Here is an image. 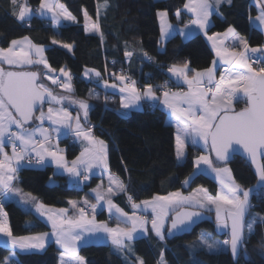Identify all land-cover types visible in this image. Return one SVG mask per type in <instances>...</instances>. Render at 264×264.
<instances>
[{
    "label": "snow or ice",
    "instance_id": "snow-or-ice-1",
    "mask_svg": "<svg viewBox=\"0 0 264 264\" xmlns=\"http://www.w3.org/2000/svg\"><path fill=\"white\" fill-rule=\"evenodd\" d=\"M11 3L15 6L13 15L17 21L28 26L36 15L47 17L50 14L51 22L56 26L61 24V19L75 21V17L58 0H40L35 12L28 0H11ZM231 3L232 0H186L183 8L192 18L181 29L173 27L167 11L158 12L162 46L177 31L186 40L201 32L211 42L216 59H213L210 67L196 70L189 67L190 61H184L182 66L174 64L168 68L178 82L187 85V91H172L167 82L156 86L155 90L153 85L146 84L142 90L137 87L135 80L123 73H113L119 85L104 81L105 88H118L124 109L139 107L141 100H150L158 101L169 111L175 121L178 161H183L189 142L193 146L202 142L206 151L195 158L194 166L200 173L209 171L215 175L220 184L215 196L209 194L207 188L200 187L189 195L176 191L136 203L128 194L124 182L111 173L107 162V144L93 134L94 126L88 124L91 106L72 96L55 95L53 89L44 83V80H50L58 88L72 93L70 71L59 69L60 76L66 78L63 81L60 76L51 75L56 70L49 65L44 48L32 43L27 36L12 39L7 47H0V234L8 238L7 242H10L13 250L42 251L47 243L54 242L62 250L59 264H86L85 257L80 255V248L92 239L106 238L117 250L131 252V242L137 238V234L146 236L149 224L155 236L163 241L166 224L170 223L167 235H173L185 231L195 222L194 218L200 216L198 211L187 209L211 211L214 208L217 228L227 230L229 235L223 241V246L230 249L234 258L238 256L246 240L245 229L249 235L253 234L256 223L255 217L245 223L246 215L252 208L250 197L253 194L264 195V45L251 47L248 40L241 37L232 26L224 32L208 34L212 27V15L219 14L222 4ZM84 15L86 21L91 19L87 12ZM180 15L178 9L177 19ZM256 20L264 25V9ZM87 31L99 33V24L92 23ZM100 35L103 36L102 33ZM229 40L231 44H226ZM52 43L56 44L57 41L53 40ZM62 46L72 50L71 45ZM124 55L130 60L134 52L126 49ZM143 55L149 60L153 59L146 52ZM221 64L228 67L223 68V74L217 79L216 69ZM40 65L47 71L16 70ZM93 72L96 77H100V73L95 70H86L84 75L89 76ZM157 91L161 93L160 96ZM241 102L245 107L237 111L235 105ZM66 103L77 107L75 116L65 106ZM33 121L37 123L33 125ZM46 122L49 125L47 127ZM69 135L82 146L80 154L70 162L58 142L62 136L67 138ZM9 146L11 154L5 150ZM237 150H242L255 166L258 181L254 189L243 188L236 182L230 168L216 167L210 158V153H214L216 161L227 162ZM22 161L28 165L34 163L41 166H45L47 161L54 164L57 169L55 174L66 173L76 184L89 181L95 174L93 170L99 169L101 175L107 177L108 188L102 191V185H98L92 192L98 203L103 202L100 204L101 209L106 206L116 226L98 222L97 205H89L87 200L81 204L69 201L76 212L70 216L68 209L50 208L28 193L26 196L34 202L35 211L50 222L51 234L13 235L3 208L8 193L19 195L21 192L14 181L18 179V170L24 166ZM191 179L186 178L184 184L188 185ZM120 193L127 196L133 209L131 214L114 203L112 197ZM86 208H90V211H86ZM260 219L264 221V217ZM199 243L210 251H220L219 242L210 241L204 235L199 238ZM261 246L264 247V244ZM12 255L15 256V251ZM4 264H10L8 258H5ZM137 264L145 262L137 257ZM158 264H166L163 253Z\"/></svg>",
    "mask_w": 264,
    "mask_h": 264
},
{
    "label": "trees",
    "instance_id": "trees-1",
    "mask_svg": "<svg viewBox=\"0 0 264 264\" xmlns=\"http://www.w3.org/2000/svg\"><path fill=\"white\" fill-rule=\"evenodd\" d=\"M59 2L75 17L76 24L56 27L50 20L36 15L28 26L18 22L13 15L15 6L11 0H0V47H7L12 39L27 36L34 44L46 49L47 61L55 72H59L60 68L70 71L73 76L72 93L50 84L48 80H44V83L53 89L55 95L72 96L91 106L88 124L94 126L95 136L108 144L111 173L124 182L128 194L136 203L155 195H167L176 191L187 194L200 187L207 188L209 194L215 196L218 184L206 174H196L190 185L185 186L184 180L195 172V158L203 151L199 147L188 146L185 162L179 164L175 127L167 123V113L163 109L153 110L151 105L145 104L141 110L125 112L118 93L104 87V81L110 85L119 84L113 73H123L135 80L139 88L151 84L155 89L167 82L171 90H185L187 85L174 80L168 71L170 66H182L184 61H190L189 67L196 70L211 66L215 55L202 34L188 40H183L176 34L166 42L164 50L161 49L158 12L167 11L172 25L183 27L192 18L183 8L186 0ZM28 3L36 11L40 0H28ZM178 9L181 11L179 19L176 17ZM85 12L91 21L99 24V34L87 33ZM255 15L257 10L253 0H232L231 5H223L219 14L213 15L212 27L208 33L212 35L224 32L232 26L241 37L248 40L251 47L264 45V33L251 23V18ZM100 33L103 34L102 37ZM53 40L57 43L53 44ZM57 44L71 45L73 50L69 52ZM126 49L134 52L130 60L124 55ZM145 52L153 59L149 60L143 55ZM86 70L98 71L100 77L94 74L91 80H85L83 75ZM90 93L93 95L90 96ZM95 96L98 98H94ZM65 106L74 114L78 111L76 106H68L67 103ZM244 107L242 102L235 105L237 111ZM60 145L66 149L69 161L80 154L79 144L63 140ZM211 159L216 167L230 168L236 182L243 188L248 189L257 184L253 169L245 160L235 157L230 163H221L212 155ZM18 178L17 184L23 193H31L50 206L68 208V202L61 196V191L66 189L65 178L56 176L52 167H24ZM52 180L56 184H51ZM94 186L95 181L83 189L84 193L88 194V190ZM115 202L124 211L131 212L126 195H121ZM3 209L15 236L50 231V227L41 218L25 211L16 203L6 204ZM196 210L204 212L211 221L202 223L191 235L168 238L167 226L163 241L154 236L135 241L132 245V257L122 256L107 245L82 247L80 255L85 257L87 264H137V257L143 259L145 264H158L161 253L166 264H264V247L261 246L264 244V221L260 219L264 217V195L254 194L247 221L248 223L253 217L256 218L254 232L249 235L246 230V240L236 263L230 256L229 248L210 251L198 243L201 235L216 241H224L229 236L228 233L219 234L216 231L214 210ZM99 219H105L104 215ZM60 252V249L51 245L43 252L18 253L12 264H59ZM10 254L9 248L0 245V264H4L5 258Z\"/></svg>",
    "mask_w": 264,
    "mask_h": 264
},
{
    "label": "crops",
    "instance_id": "crops-1",
    "mask_svg": "<svg viewBox=\"0 0 264 264\" xmlns=\"http://www.w3.org/2000/svg\"><path fill=\"white\" fill-rule=\"evenodd\" d=\"M156 1H158V0H156ZM58 2H59V0H58ZM257 2L259 3V4H261L262 5V7L264 8V0H253V4H254V6L256 7V5H257ZM60 3V2H59ZM61 4V3H60ZM63 5V4H62ZM223 5H225V4H222L221 6H220V8L223 6ZM65 7V6H64ZM65 9H66V7H65ZM67 10V9H66ZM256 10H257V13L259 12L258 11V9H257V7H256ZM34 11V10H33ZM184 11L189 15V16H191V14L190 13H188L187 12V10L186 9H184ZM35 12V11H34ZM67 12H68V10H67ZM69 13V12H68ZM213 15H215V14H213ZM212 15V16H213ZM40 17V16H39ZM159 17V16H158ZM192 17V16H191ZM40 18H44V19H47V20H50L51 21V16H50V14L47 16V17H40ZM169 20V19H168ZM91 20H87V21H85V25H86V30H87V24L90 22ZM212 19L210 18V23L212 24ZM160 23V22H159ZM251 23H252V25L254 26V25H258V24H256L254 21H251ZM74 24H76V20L75 21H70V20H63V19H61V24L59 25V26H56V25H54V26H56V27H63V26H67V25H74ZM259 26V25H258ZM256 27V28H258V29H260L263 33H264V30L262 29V28H259V27ZM173 27L174 28H177V29H181V28H183V27H176V26H174L173 25ZM255 27V26H254ZM209 31V30H208ZM87 33H89V34H99V33H97V32H90V31H87ZM176 34H178L179 35V32L177 31V33H175L174 34V36L176 35ZM198 34H202L203 35V33H201V32H197V34L196 35H198ZM209 34V33H208ZM195 35V36H196ZM210 35V34H209ZM181 36V35H180ZM194 37V36H193ZM205 38H206V40H207V42L209 43L210 41L207 39V37L206 36H204ZM181 38L183 39V40H186L183 36H181ZM188 40V39H187ZM230 41V40H229ZM33 43V42H32ZM231 43V42H230ZM44 48V47H43ZM44 55H45V57H46V54H45V52H46V49L44 48ZM214 53V52H213ZM47 59V58H46ZM215 59H216V56H215ZM6 68H7V66H5ZM224 67H228L227 65H223V64H221V65H219L218 67H217V69H216V77H217V79L219 78V76L221 75V74H223V68ZM16 70H38V71H40L41 73H44L45 71H47V69H45L44 67H43V65H40V66H38V67H33V68H31V69H29V68H27V67H25L24 69H16ZM85 73V72H84ZM51 75H53V76H60V74H59V72H52L51 73ZM93 75H94V73H90V75L89 76H85V75H83V77H84V79L85 80H91L92 79V77H93ZM71 77H72V80H71V84H72V87H73V76L71 75ZM173 78H174V80L177 82V83H179V84H182V82H178L177 81V78L176 77H174V76H172ZM66 78L65 77H63V76H60V80L61 81H63V80H65ZM49 81V83L50 84H52V82L50 81V80H48ZM47 85V84H46ZM53 85V84H52ZM117 85H119V84H117ZM54 86H56V85H54ZM108 89L109 90H111L112 92H116V93H118V95H119V98H120V103H121V93L119 92V90H118V88L117 89H113V88H111V87H108ZM142 90H143V88H141ZM155 90V89H154ZM172 91H187V88L185 89V90H182V89H173ZM158 95V94H157ZM159 96V95H158ZM145 104H149V105H155V104H157V105H159V107L161 108V109H163L166 113H167V123L168 124H171V125H175V121H174V118L170 115V113H169V111L167 110V109H165L164 107H163V105L162 104H160L158 101H150V100H141L140 101V103H139V107H133V108H130V109H124V108H122L125 112H128V111H135V110H141V109H143L144 108V106H145ZM122 107V106H121ZM45 110H46V108H45ZM69 111L70 112H72L71 111V109L69 108ZM72 114H73V116H75L76 114H74L73 112H72ZM83 122V121H82ZM37 123V122H36ZM34 125V124H33ZM33 125H30L29 127H32ZM45 126L47 127V126H49L48 125V123L46 122V124H45ZM175 127V126H174ZM94 134V133H93ZM95 135V134H94ZM175 136H176V128H175ZM63 140H68V141H70V143H76V144H79L80 145V148H81V150H82V146H81V144L79 143V142H75V138L74 137H72V136H67V138H65V137H61L60 139H59V147H60V149H63L64 150V155L66 156V149L65 148H63V147H61V145H60V143L63 141ZM56 141H54V143H55ZM106 143V142H105ZM107 144V143H106ZM188 146H193L190 142L188 143ZM196 147H199L203 152H202V154H205V149H204V147L202 146V143H199V144H197V145H195ZM175 147H176V141H175ZM107 148H108V153H109V146H108V144H107ZM188 148V147H187ZM6 151H8L9 152V154H11V147L9 146V147H6V149H5ZM202 154H200V155H202ZM185 155H187V153L185 152ZM184 155V156H185ZM198 157V156H197ZM210 158H211V153H210ZM68 160V159H67ZM69 161V160H68ZM70 162V161H69ZM108 162V161H107ZM178 162H180V161H178ZM22 164H23V161L21 162ZM43 168L44 167H52L53 169H54V172L55 173H57V169L55 168V166H54V164H51V163H48L47 161H46V165L45 166H42ZM202 167H204V166H202ZM24 167H21L19 170H18V173H17V175L19 174V172L23 169ZM94 171V175H92L91 176V178H90V180L89 181H87V182H82V183H80V184H76V183H74L71 179H70V177L65 173V174H63V175H58V174H55L56 176H61V177H63V178H65V181H66V189H64V190H62L61 191V196L68 202V208H66V209H68L69 210V215L70 216H72V215H75L76 214V212H75V210L74 209H72V207H71V205L69 204V201H76L78 204H81L83 201H85V200H87L88 201V204L89 205H92V204H96L97 205V209H96V220L98 221V222H107L108 224H109V226L110 227H115L116 226V223H115V221H113V222H109L107 219H108V216H109V213H108V211H107V208H106V206L103 208V210L101 209V207H100V204H102L103 202H97V200H96V198H95V194L92 192V189H95V188H97V186L98 185H102V191H106L107 190V188H108V181H107V177L106 176H102L101 175V171L99 170V169H94L93 170ZM195 173H197V174H199L200 172H199V170H197L196 168H195ZM203 174H206V175H208L209 177H211L212 179H214L216 182H217V184H219V181L215 178V175L213 174V173H211V172H209V171H205V172H203ZM52 181H54V180H52ZM93 181H95V186L94 187H92L91 189H89L88 190V194H85L84 193V188L86 187V186H89V185H91L92 184V182ZM18 181L17 180H15L14 181V184L16 185V187H18L19 188V186H18ZM51 184H56L55 183V181H54V183H51ZM219 187H220V184H219ZM124 193H120L119 195H114L113 197H112V199H113V201H114V203H116L115 201H116V199L117 198H119L121 195H123ZM184 194V193H183ZM7 196H8V199L7 200H5L4 201V205H6V204H9V203H16V204H18L19 206H21L25 211H27V212H32V213H34L36 216H38L39 218H41L49 227H50V231L49 232H47V233H49V234H51V231H52V229H51V224H50V222H48L47 221V219H46V217H41L36 211H35V208H34V206H33V204H34V202L33 201H31L30 200V198H28L27 196H26V194L25 193H23L22 191L20 192V194L19 195H17V194H15V193H8L7 194ZM27 201V202H26ZM45 205H47V206H49L50 208H53V209H61V208H56V207H53V206H50L49 204H47V203H45V202H43ZM117 204V203H116ZM120 207V206H119ZM130 209H131V212H128L129 214H131L132 213V211H133V209H132V207L130 206ZM104 215V217H105V219H99V217L101 216V215ZM8 218V217H7ZM148 219L150 220L151 219V215L149 214V216H148ZM170 219V218H169ZM9 222V221H8ZM169 224V223H168ZM168 224H166L165 225V229H164V231H165V233H166V229H167V226H168ZM29 226H30V224H29ZM121 226H124V225H121ZM148 227H149V232H148V234L146 235V236H143V237H140V235L139 234H137V238L136 239H134L132 242H131V244H130V247H131V249H132V245L135 243V241H137L138 239H144V238H149V237H151V236H154V237H156L155 236V234L151 231V225L149 224L148 225ZM31 236V235H30ZM157 238V237H156ZM158 239V238H157ZM8 241V238L7 237H5V236H3L2 234H0V245L1 246H4V247H7V248H9L10 250H11V256H12V259H11V262L13 263L15 260H16V257H17V254L18 253H33V252H43V251H45L49 246H51V245H54V246H56L58 249H60V247H59V245H57V244H55L54 242H49V243H47L46 244V247H45V249L44 250H42V251H37V250H28V251H21L20 249H15V250H13L12 249V247H11V244H10V242H7ZM89 245H107V246H110L115 252H117V253H119V254H121L122 256H129V257H132V251L131 252H128L127 250H124V251H120V250H117L116 248H115V246H113L112 244H111V241L110 240H108V239H106V238H100V239H92L91 240V242L90 243H88L87 245H85V246H89ZM85 246H83V247H85ZM82 248V247H81ZM80 248V249H81ZM61 250V249H60ZM13 251H15V256H13L12 255V253H13ZM62 251V250H61ZM86 264H87V261H86Z\"/></svg>",
    "mask_w": 264,
    "mask_h": 264
},
{
    "label": "water",
    "instance_id": "water-1",
    "mask_svg": "<svg viewBox=\"0 0 264 264\" xmlns=\"http://www.w3.org/2000/svg\"><path fill=\"white\" fill-rule=\"evenodd\" d=\"M45 107H47V106H45ZM211 155L215 158V154L214 153H211ZM235 157H239V158L245 160L252 167L254 175H255V177H256V179L258 181V177L256 175L255 166L251 163V161L248 159L247 155L245 153H243L242 150H237L236 152L232 153L231 158L227 162H221V163H230ZM256 185L254 187H251V188L254 189L256 187ZM253 197H254V194L250 197L251 204H252ZM187 210L188 211H198L200 213V216L197 217V218H194L195 222L192 223L185 231L176 232L173 235H167L166 234L168 238H181V237H184V236L191 235L202 223L207 222V221H211L210 217H208L204 212H202L200 210L190 209V208L187 209ZM250 213H251V209H250L249 213L246 215V218H245V223L246 224H247L248 218L250 216ZM169 227H170V223L168 224V229H169ZM168 229H167V232H168ZM245 237H246V229H245ZM241 251H242V248L239 251L238 256L234 258L232 253H231V251H230V249H229V253H230V256H231L233 262L236 263L238 261V259L240 258V255H241Z\"/></svg>",
    "mask_w": 264,
    "mask_h": 264
},
{
    "label": "rangeland",
    "instance_id": "rangeland-1",
    "mask_svg": "<svg viewBox=\"0 0 264 264\" xmlns=\"http://www.w3.org/2000/svg\"><path fill=\"white\" fill-rule=\"evenodd\" d=\"M256 7H257V9H258V13H257V15H255L254 17H252L251 18V21H254L256 24H258L257 26L259 27V28H262L263 30H264V25H261V24H259V22L256 20V17L261 13V10L262 9H264L263 7H262V5L261 4H259L258 2H257V5H256ZM213 17V16H212ZM212 17H211V19H212ZM212 22V21H211ZM92 23H95V22H93V21H90L88 24H87V26H89V25H91ZM255 26V28L257 27L256 25H254ZM231 41H226V44H228V43H230ZM166 44V43H165ZM165 44L162 46L161 45V49L162 50H164V48H165ZM58 46H60V47H62V48H64L63 46H62V44H57ZM209 45H210V47H211V42H209ZM67 51H69L67 48H65ZM211 49H212V47H211ZM72 50H73V48H72ZM72 50L71 51H69V52H72ZM213 51V50H212ZM214 52V51H213ZM214 55H215V53H214ZM253 67H257V66H254L253 65ZM138 87V86H137ZM36 123V121H33V124H35ZM94 132V131H93ZM200 143H202V142H200ZM185 152L187 153V148H186V150H185ZM185 159H186V155L184 156V159H183V161H180L179 162V164H182L183 162H185ZM195 173V172H194ZM197 173H195V174H193L191 177H192V179L194 178V176L196 175ZM208 176V175H207ZM192 179L190 180V182L192 181ZM190 182H189V184L188 185H185L186 187H188L189 185H190ZM198 189V188H197ZM196 190V189H195ZM195 190H193V191H195ZM219 190H220V187H219V184H218V192H219ZM192 191V192H193ZM192 192H189V193H187V194H184V195H189V194H191ZM182 193V192H181ZM183 194V193H182ZM123 195H125V194H123ZM90 209V208H89ZM191 209V208H190ZM212 210H214V208H212ZM215 211V210H214ZM109 222H112V221H110V220H108ZM216 231L219 233V234H224V233H228L227 232V230H221V229H218L217 228V225H216ZM205 236V235H204ZM206 237V236H205ZM207 239H209L210 241H216V240H212V238H209V237H207ZM226 239H228V238H226ZM216 242H219V244H220V249H227L228 247L227 246H223V241H216ZM198 243H199V241H198ZM200 244V243H199ZM201 245V244H200ZM202 246V245H201ZM8 259H9V261H10V264H12V262H11V259H12V256L11 255H9L8 257H7Z\"/></svg>",
    "mask_w": 264,
    "mask_h": 264
},
{
    "label": "built area",
    "instance_id": "built-area-1",
    "mask_svg": "<svg viewBox=\"0 0 264 264\" xmlns=\"http://www.w3.org/2000/svg\"><path fill=\"white\" fill-rule=\"evenodd\" d=\"M228 44H231V43H228ZM254 66H257L258 67V65H254ZM132 79V78H131ZM158 94L159 95H161V93L158 91ZM151 108L154 110V109H156V108H160L159 107V105H157V104H155V105H152L151 106ZM23 167H30V168H42V166L41 165H35L34 163L32 164V165H28L26 162H24L23 161ZM19 180V178L17 179V181ZM3 211H4V209H3ZM86 211H90V209L89 208H86ZM5 212V211H4ZM108 220H110V221H113V219L112 218H110V216H108Z\"/></svg>",
    "mask_w": 264,
    "mask_h": 264
}]
</instances>
